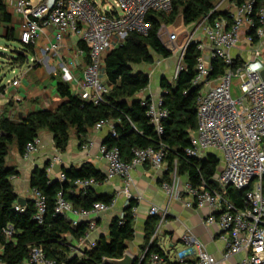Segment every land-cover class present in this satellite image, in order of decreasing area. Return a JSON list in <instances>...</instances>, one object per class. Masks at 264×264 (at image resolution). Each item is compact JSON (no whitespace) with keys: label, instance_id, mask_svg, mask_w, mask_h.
<instances>
[{"label":"built area","instance_id":"2783aa9c","mask_svg":"<svg viewBox=\"0 0 264 264\" xmlns=\"http://www.w3.org/2000/svg\"><path fill=\"white\" fill-rule=\"evenodd\" d=\"M177 1L186 0H111L106 5L101 3V8L96 0H13L12 8L14 14L21 18L18 38L20 49L28 45L34 46L38 36L47 28L53 30V41L42 50V54L50 52L57 56L61 67L62 42L69 35L74 34L87 48L88 62L80 81L75 84L73 94L98 105L104 102V96L111 89L103 74L104 59L109 51L121 45L129 34L146 35L150 29V24L146 21L147 15L151 12L168 14ZM216 10L217 6L196 23L187 25V28L192 29L183 35L180 45L175 44L180 38L175 31L168 30L163 24L158 31L163 45L173 55H178L180 61L190 44H196L200 53L191 82L192 86L200 88L195 98V135L190 139L185 154L187 157L200 159L204 157L205 151L212 150L219 155L222 163L212 177L218 182L217 187L210 186L204 180L197 187L188 182L183 184V194L186 196L183 204L187 208H206L212 213L207 216L205 223L217 224L224 244L222 261L227 262L238 256L230 264H264V79L260 76V72L264 70V55L259 50L264 44V6L255 8V0H243L227 10V17L219 16L209 21V15ZM198 32L202 35L200 39L196 38ZM242 42L256 48L249 60L235 65L230 52ZM212 59L220 60L225 66L223 73L213 79L210 78ZM181 69L182 66L179 71ZM233 79L236 82L234 86L239 90L236 99L231 97ZM86 88L91 89V94L86 93ZM142 105L145 107L148 123L160 138L164 133L163 121L168 116L166 109L162 108L161 94L154 99L142 100ZM106 124L107 120H99L94 124V129H100ZM110 135L116 137L112 125ZM38 144V138L28 142L21 156L28 158L36 152ZM86 146H93V142L89 140ZM98 150L106 165L103 181L112 178L123 181L125 207L132 199L129 193L130 171L143 164L159 169L166 156L165 146L161 142L157 147L131 148L128 162L122 160L115 146L101 144ZM58 161L57 156L52 158L53 163ZM64 180L62 173L59 181ZM178 183L174 174L172 182L162 183L161 188L168 196L180 199ZM72 184L76 189L92 187L98 183L93 178H88L75 179ZM228 186L246 190L243 207H237L224 197V190ZM31 201L36 210L34 217L41 222L45 212L44 197L38 190L31 189ZM111 205L112 202H95L89 209H76L59 191L54 210L63 217L72 213L79 219H88L108 211ZM15 208L23 211L18 203ZM133 211L132 208V214ZM149 215L158 217L160 223L165 218V212L157 207H150ZM74 225L77 222L72 226ZM94 228V222L89 221L86 232L76 242L79 247L89 249L95 246V242L88 240ZM2 233L8 240L12 237L13 228L7 225ZM156 239L157 229L148 240L142 258L134 264L141 263L148 247L155 244ZM3 250L4 246L0 244V257ZM0 264L3 263L0 261ZM27 264L55 262L45 256L42 247L32 245L29 246ZM147 264L219 262L206 251L201 241L185 231L180 237V247L172 248L164 256L151 252L147 257Z\"/></svg>","mask_w":264,"mask_h":264},{"label":"trees","instance_id":"16d2710c","mask_svg":"<svg viewBox=\"0 0 264 264\" xmlns=\"http://www.w3.org/2000/svg\"><path fill=\"white\" fill-rule=\"evenodd\" d=\"M234 5L243 0H230ZM264 6V0H255V8ZM215 7V0H186L173 4L168 14L151 12L146 21L150 24L148 33L144 36L129 34L123 43L106 55L104 71L111 89L104 96V102L94 105L80 99L71 93L68 84L58 82L56 91L64 102L55 110H40L27 114L20 120H10L0 117V244L4 246L0 261L3 264H24L28 258L29 246L42 247L45 256L55 264H104L105 259H120L126 251L127 242L134 236L132 208L135 202L130 199L122 218H112L108 229L107 239L101 238L95 242L93 248H84L80 254L73 252L74 244L84 235L88 223L80 222L72 226L65 217L55 213L56 194L61 191L63 197L71 202L76 209H89L93 203L111 204L113 198L108 195H97L92 187L75 191L72 181L75 179L93 178L102 183L103 175L90 164H83L81 168L64 169L65 180H50L46 170L34 171L29 179L31 189L38 190L45 200V212L42 221L35 219V208L31 201L23 207V211L16 210L17 195L10 183L11 177L17 174L14 167L6 164L11 146H15L21 155L24 146L38 138L40 131L46 130L52 134L54 147L63 152L68 144L69 130L74 129L77 135H84L99 120H112L116 137L109 134L106 139L108 147L118 148L120 155L124 151L127 160L130 159V149L133 147H157L161 142L166 149L167 173L175 171L184 176L188 183L197 187L204 180L213 186L209 180L214 176L219 166L215 156L208 155L204 159L190 158L185 154L190 145V133L196 127L195 98L200 90L192 87L195 76V64L199 56L196 44H190L182 59V69L178 72L174 83L165 79L160 81L162 108L168 112L163 121L164 133L158 138L145 117V107L136 95L147 89L149 78L142 73H134L131 66L152 64L153 55L167 59L172 56L161 42L158 31L162 24L172 25L178 16L182 24L187 26L196 23ZM224 16L227 11H214L208 19ZM11 15L7 12L5 0H0V27L6 26L4 39L14 41L13 30L10 27ZM256 41V39H254ZM79 43H81L79 41ZM87 52V48L81 45ZM23 52L30 56L33 46L23 48ZM11 59L19 64L25 62L23 56H12ZM235 65L239 64L237 60ZM18 64V63H12ZM213 68L210 78H216L225 70L224 64L212 59ZM147 100V99H146ZM125 160V161H127ZM246 190L226 187L224 197L237 207H243ZM121 222V223H120ZM157 218L152 216L145 225L144 248L153 234ZM10 225L13 228L12 237L6 240L2 230ZM151 252L164 256L163 252L151 244L140 264Z\"/></svg>","mask_w":264,"mask_h":264},{"label":"crops","instance_id":"0c3cea01","mask_svg":"<svg viewBox=\"0 0 264 264\" xmlns=\"http://www.w3.org/2000/svg\"><path fill=\"white\" fill-rule=\"evenodd\" d=\"M226 0H221L215 6L218 11H227L229 8L220 9ZM13 0H5L7 12L11 15L10 27L13 30L14 41H6L4 39L6 26H1L0 30L3 34L1 39L6 42H18L21 18L14 14ZM177 20V19H176ZM181 20V17H180ZM176 22V21H175ZM174 22V23H175ZM165 25V26H174ZM182 23V20H181ZM164 25V24H163ZM183 25V24H182ZM187 28V26L183 25ZM174 31V30H172ZM53 41V30L45 29L36 39L33 46V53L29 56V62L9 66L7 71L9 76L3 84H0V117H6L10 120H20L31 112L40 110L55 111L63 102L57 91L58 82L68 84L73 94L75 84L80 81L82 72L84 71L88 58L87 52L82 49V43L78 38L71 34L62 42V51L60 59L63 61V67L58 63V57L50 52L42 54V50ZM256 46H249L241 43L237 48L233 49L230 54L238 61L243 63L252 57V52ZM264 55V44L259 48ZM81 51L82 53H78ZM172 54L167 59L153 55L152 64L134 65L139 69H132L134 73H142L148 76L149 85L147 89L139 92L136 98L139 100L154 99L160 95V81L165 79L169 82L172 74L174 63H172ZM75 61V63H69ZM206 61L208 59L206 58ZM131 68H133L131 66ZM104 78L107 81L104 67ZM150 80L152 84H150ZM171 83V82H170ZM152 85V86H151ZM86 93L91 94V89L86 88ZM83 99V97H79ZM115 122L107 120V124L100 129H94V126L84 135H77L74 129L69 130L68 144L63 152H58L53 143L52 134L46 130L40 131L38 135L39 144L36 152L24 159L16 150L15 146H11L6 164L16 169L17 174L10 179V183L17 197L31 201V188L29 179L31 174L36 170H46V174L50 180H58L64 169H79L83 164H90L95 170L100 172L103 177L106 172V165L101 159L98 147L106 144V139L110 134V126H114ZM195 135V129L190 133V139ZM93 142V146H86L88 141ZM208 155L215 156L218 161L219 155L215 151H205L204 157ZM57 156L58 162L53 163L52 158ZM127 154L121 153L122 160H127ZM129 159L126 161L128 162ZM219 168V166H218ZM217 168V170H218ZM217 172V171H216ZM176 172L167 173L166 162L159 169H154L148 164L134 167L130 171L131 183L129 193L135 202L133 207V239L126 244V251L130 253L136 261L142 258L144 253V232L145 225L151 215H149L150 207H157L160 211L165 212V218L160 223L157 218V239L155 245L163 252L168 253L176 245H180V237L185 231H189L195 238L201 241L206 251L216 259L219 264H230L238 259V256L232 257L229 261H222L224 244L220 239L217 224L207 225L205 219L212 214L208 209L187 208L183 202L186 198L183 194L182 186L187 180L184 176L178 175V190L181 198L176 199L174 196H168L161 188L162 183L172 182V178ZM123 181L119 178H112L109 181H103L92 186L93 191L97 195H108L113 198L112 205L108 211L98 216L88 219H79L72 213L66 215V220L73 225L74 222L93 221L95 228L92 230L89 241L96 242L101 238L107 239L108 229L112 218H119L125 211L126 197L122 194ZM86 188H76V192ZM32 202V201H31ZM76 226V225H74ZM73 226V227H74ZM83 247L74 244L73 252L80 254ZM27 264V261L24 263ZM147 264V258L145 259Z\"/></svg>","mask_w":264,"mask_h":264},{"label":"rangeland","instance_id":"374dc122","mask_svg":"<svg viewBox=\"0 0 264 264\" xmlns=\"http://www.w3.org/2000/svg\"><path fill=\"white\" fill-rule=\"evenodd\" d=\"M99 3V8H101V3L103 4H109L111 2V0H96ZM221 0H215V5L217 3H219ZM231 4L230 0H226L222 5H220V9L222 8H226L228 9L229 6ZM168 30L172 31L174 30L179 36V40L175 43L176 45H180L183 41V35L185 33H189V31L192 29L186 28L182 25L181 20H180V16L177 17L176 22L174 23V26H168L167 27ZM3 34V31L0 30V36ZM197 39L202 38L201 33H197L196 36ZM163 39V37L161 38ZM21 48V45L18 42H6L5 40L0 38V84H3L5 79L9 76V73L7 71L9 66L12 65H17V64H12V63H18L19 62H15L11 59V57L13 56L10 53V50L12 49H18ZM172 63H174L173 65V69H172V74L169 77V82L174 83L177 72L180 69V66H182V61H180L179 56L175 55L173 57ZM132 69H139L137 66H132ZM236 82L233 79V85L231 88V97L233 99H236L239 95V90L234 86ZM150 84H152V81L150 80ZM152 86V85H151ZM221 160H219V165H221ZM176 177H178V175L176 174ZM180 247V245H176L175 248Z\"/></svg>","mask_w":264,"mask_h":264},{"label":"water","instance_id":"95a60500","mask_svg":"<svg viewBox=\"0 0 264 264\" xmlns=\"http://www.w3.org/2000/svg\"><path fill=\"white\" fill-rule=\"evenodd\" d=\"M10 53L13 55V56H23L24 57V60H25V63H28L29 62V56L28 54L24 53L23 52V49H12L10 50ZM260 76L262 79H264V70H262L260 72ZM195 87L192 86L190 90H193ZM209 182L217 187L218 186V182L214 179H210ZM17 203L24 207L26 205V200L23 199V198H20L18 197L17 198ZM136 262L135 258L130 254L128 253L127 251H125L122 255V257L120 259H105L104 260V264H134Z\"/></svg>","mask_w":264,"mask_h":264}]
</instances>
